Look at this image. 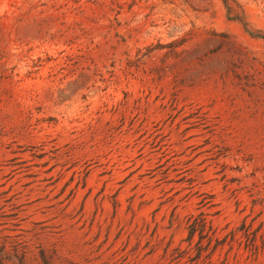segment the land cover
<instances>
[{
  "label": "rangeland",
  "instance_id": "374dc122",
  "mask_svg": "<svg viewBox=\"0 0 264 264\" xmlns=\"http://www.w3.org/2000/svg\"><path fill=\"white\" fill-rule=\"evenodd\" d=\"M0 264H264V0H0Z\"/></svg>",
  "mask_w": 264,
  "mask_h": 264
},
{
  "label": "trees",
  "instance_id": "16d2710c",
  "mask_svg": "<svg viewBox=\"0 0 264 264\" xmlns=\"http://www.w3.org/2000/svg\"><path fill=\"white\" fill-rule=\"evenodd\" d=\"M193 230H192V227H190V232H192Z\"/></svg>",
  "mask_w": 264,
  "mask_h": 264
}]
</instances>
